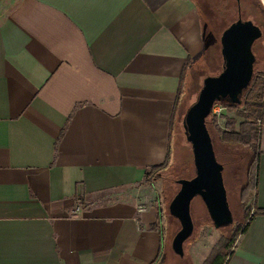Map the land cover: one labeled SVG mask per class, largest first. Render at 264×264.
<instances>
[{
  "label": "crops",
  "instance_id": "crops-1",
  "mask_svg": "<svg viewBox=\"0 0 264 264\" xmlns=\"http://www.w3.org/2000/svg\"><path fill=\"white\" fill-rule=\"evenodd\" d=\"M192 1L0 0V264L156 261L143 174L169 153L183 63L203 48ZM231 250L224 264H264V213Z\"/></svg>",
  "mask_w": 264,
  "mask_h": 264
},
{
  "label": "rangeland",
  "instance_id": "rangeland-1",
  "mask_svg": "<svg viewBox=\"0 0 264 264\" xmlns=\"http://www.w3.org/2000/svg\"><path fill=\"white\" fill-rule=\"evenodd\" d=\"M192 3L198 18L203 48L197 56H192L188 60L183 70L181 82L183 103L193 99L204 75L215 74L220 70L222 64L219 52L220 32L238 17L250 19L261 30L260 36L252 42L251 50L254 54L253 69L264 71V0H193ZM215 107L220 108L221 114L235 117L236 122L241 119L232 110H226L219 104H215ZM216 121L222 126V117L217 118ZM205 123L215 159L222 165L221 178L232 222L226 226L213 227L200 197L194 196L189 204L192 231L182 242V254L178 255L172 251L170 239L179 224L176 218L166 213V204L169 195H173L178 188L177 180L190 177L194 172L190 145L185 139L180 114H177L171 133L169 157L165 166L159 169L158 177L153 180L154 191L161 192L159 205L163 209L160 224L162 245L160 254L153 264H202L214 253H223L224 248L221 244L225 236H229L234 225L243 221L244 208L246 206L250 208L252 203L253 190L245 200H242L240 196V189L245 182V168L250 150L243 145L222 143L211 125L209 113ZM263 130L264 125L258 132L259 150L264 143Z\"/></svg>",
  "mask_w": 264,
  "mask_h": 264
},
{
  "label": "water",
  "instance_id": "water-1",
  "mask_svg": "<svg viewBox=\"0 0 264 264\" xmlns=\"http://www.w3.org/2000/svg\"><path fill=\"white\" fill-rule=\"evenodd\" d=\"M261 34L250 19L236 18L219 35L220 70L204 75L194 100L184 110L181 125L191 149L193 174L179 178L178 188L167 203V212L179 227L170 239L172 251L182 254V242L192 231L189 204L199 196L213 227L232 222L221 178L222 165L215 159L205 117L214 101H239V94L250 81L254 55L252 42Z\"/></svg>",
  "mask_w": 264,
  "mask_h": 264
},
{
  "label": "trees",
  "instance_id": "trees-1",
  "mask_svg": "<svg viewBox=\"0 0 264 264\" xmlns=\"http://www.w3.org/2000/svg\"><path fill=\"white\" fill-rule=\"evenodd\" d=\"M188 60L189 59L184 60L183 63L184 66L179 77V82L176 89L174 102L172 105L170 119H175L177 117V114H180L181 121L185 108L189 103L194 100L197 93L196 91L191 101H189L188 103H183L184 96L181 93V82L183 70L188 63ZM215 104L223 106L226 110H232L236 116L241 118L238 122H236V119L233 116H227L226 114H219L217 116L212 111L209 112L211 125L215 129L218 135V139L222 143H235L243 145L247 147L251 152L246 163L245 182L240 189V196L242 200H245L252 190L254 192L257 182L258 156L260 153V150L258 148V132L259 128L264 125V71L254 69L252 70L250 81L239 94L238 102L231 103L227 100H219L214 101L213 105ZM206 117L204 121L206 120ZM219 117H222L223 119L222 126H220L216 121ZM168 157L169 153L166 154V158L162 162L150 165L145 168L143 174V181L145 183L150 185L153 184V180L158 177L157 173L159 169L165 166ZM171 196L172 194L169 195V199ZM160 199L161 192H155V215L154 221L150 224V228L155 229L158 232L161 250L162 229L160 224L163 217V209L159 205ZM256 213H264V208H254L253 211L250 213L249 206H246L243 212V221L241 223H237L232 227L229 236H225L224 241L221 244L224 248V252L214 253L208 258V260H206L202 264H224L227 257L232 252L231 248L237 240L238 235L245 230L249 220ZM229 247L230 249L228 250Z\"/></svg>",
  "mask_w": 264,
  "mask_h": 264
},
{
  "label": "built area",
  "instance_id": "built-area-1",
  "mask_svg": "<svg viewBox=\"0 0 264 264\" xmlns=\"http://www.w3.org/2000/svg\"><path fill=\"white\" fill-rule=\"evenodd\" d=\"M211 111L215 114V115H219V114H221V110H220V108L219 107H215V105H212L211 106ZM138 209H141V206H138ZM250 212H252V211H250Z\"/></svg>",
  "mask_w": 264,
  "mask_h": 264
},
{
  "label": "flooded vegetation",
  "instance_id": "flooded-vegetation-1",
  "mask_svg": "<svg viewBox=\"0 0 264 264\" xmlns=\"http://www.w3.org/2000/svg\"><path fill=\"white\" fill-rule=\"evenodd\" d=\"M235 1H237V0H235Z\"/></svg>",
  "mask_w": 264,
  "mask_h": 264
}]
</instances>
